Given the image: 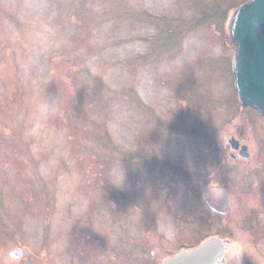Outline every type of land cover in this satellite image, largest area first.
Returning a JSON list of instances; mask_svg holds the SVG:
<instances>
[{
    "label": "rangeland",
    "instance_id": "1",
    "mask_svg": "<svg viewBox=\"0 0 264 264\" xmlns=\"http://www.w3.org/2000/svg\"><path fill=\"white\" fill-rule=\"evenodd\" d=\"M227 8L0 0V264H164L216 236L264 264V115L235 95Z\"/></svg>",
    "mask_w": 264,
    "mask_h": 264
},
{
    "label": "water",
    "instance_id": "2",
    "mask_svg": "<svg viewBox=\"0 0 264 264\" xmlns=\"http://www.w3.org/2000/svg\"><path fill=\"white\" fill-rule=\"evenodd\" d=\"M243 2L237 6V3ZM237 6V7H236ZM229 30L236 48H230L233 62H227L235 95L243 106H251L264 115V0H233V8H227ZM233 149L240 147L236 137L230 140ZM240 155L249 156L246 145ZM232 157L235 155L232 153ZM207 204L220 214L229 212L231 195L225 187H213L207 192ZM221 237L209 239L194 249H184L164 264H214L224 251ZM18 247L11 256L21 257Z\"/></svg>",
    "mask_w": 264,
    "mask_h": 264
},
{
    "label": "flooded vegetation",
    "instance_id": "3",
    "mask_svg": "<svg viewBox=\"0 0 264 264\" xmlns=\"http://www.w3.org/2000/svg\"><path fill=\"white\" fill-rule=\"evenodd\" d=\"M219 186H222V185H219ZM232 212V211H231ZM231 212L229 214H231ZM216 213V212H214ZM245 213L247 214H244V216H241V220H246L247 222H250V218H251V212L250 211H246ZM219 214V213H217ZM228 214V215H229ZM227 239V238H225ZM139 240H130V244L131 242H138ZM207 241L209 240H198L196 242H192V243H188V244H184V243H181V242H184V241H178V246H179V251H177L176 253L170 255L165 261H167L168 259H170L171 257L179 254L182 250L184 249H187V250H190V249H194L196 247H200L202 246L203 244H205ZM223 245H224V251H223V254L221 255L220 258H217L215 263L214 264H234V260L239 257L238 254H240V251H241V248H240V251H238V247H242V244L240 242H236L237 240H221ZM136 246H139V245H136ZM238 246V247H237ZM120 247V246H119ZM126 246L122 245V248H125ZM130 248V246L128 247ZM138 250L140 252H142V247H139ZM150 253V256L152 259H155V255L157 256L156 252L154 251H151L149 252ZM165 263V262H164Z\"/></svg>",
    "mask_w": 264,
    "mask_h": 264
},
{
    "label": "trees",
    "instance_id": "4",
    "mask_svg": "<svg viewBox=\"0 0 264 264\" xmlns=\"http://www.w3.org/2000/svg\"><path fill=\"white\" fill-rule=\"evenodd\" d=\"M54 2V0H52V3ZM241 2H239V3H237V5L238 4H240ZM72 14H70L69 15V17H70V21L72 22V24H76V25H82L84 22V20H82V18H81V11L77 8V7H74L73 9H72ZM73 17V18H72ZM144 18H149V14L147 13V14H144ZM144 20V19H143ZM50 56H51V54H50ZM52 58H53V56H52ZM77 74V72H75V75ZM77 90L78 89H76V91H75V94H76V97H77V99L76 100H74V104H76L77 106H81L82 104H83V102H81L82 101V98H80V97H78V96H80V93H79V95L77 96ZM75 97V98H76ZM95 105V103H93V106ZM139 160V157H137V159H136V161H138ZM142 162H144L143 161V159L141 160V163ZM151 163L152 164V166L151 167H153L154 168V163L150 160V161H147V164L148 163ZM139 163L140 162H136V164L135 165H139ZM170 167H174V164H163V165H161L160 164V166L157 168V172L159 173V175L160 176H162V174H164V171H165V175H167L168 174V171L167 170H170ZM170 177V176H169ZM138 204V203H137Z\"/></svg>",
    "mask_w": 264,
    "mask_h": 264
}]
</instances>
